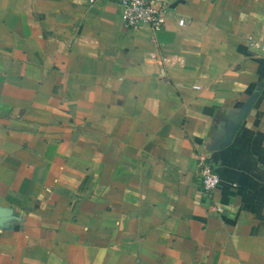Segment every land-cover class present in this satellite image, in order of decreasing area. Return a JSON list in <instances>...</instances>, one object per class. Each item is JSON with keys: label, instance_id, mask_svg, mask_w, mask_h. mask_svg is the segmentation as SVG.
Here are the masks:
<instances>
[{"label": "crops", "instance_id": "0c3cea01", "mask_svg": "<svg viewBox=\"0 0 264 264\" xmlns=\"http://www.w3.org/2000/svg\"><path fill=\"white\" fill-rule=\"evenodd\" d=\"M253 43L264 0H170L155 33L114 0H0V264H264Z\"/></svg>", "mask_w": 264, "mask_h": 264}, {"label": "built area", "instance_id": "2783aa9c", "mask_svg": "<svg viewBox=\"0 0 264 264\" xmlns=\"http://www.w3.org/2000/svg\"><path fill=\"white\" fill-rule=\"evenodd\" d=\"M91 1V0H89ZM118 6L120 22L123 28H137L140 25H146L155 33L162 29L165 15L169 11L170 0H114ZM179 25L184 21L179 18ZM254 44V43H253ZM264 51V44L255 45ZM146 59L153 63L164 64L167 57L160 56L157 50L148 53ZM197 164V183L199 190L204 196L210 198L213 191L219 183V176L215 168L201 153L195 155Z\"/></svg>", "mask_w": 264, "mask_h": 264}]
</instances>
